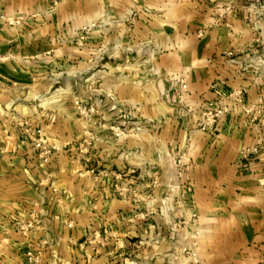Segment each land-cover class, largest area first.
I'll return each mask as SVG.
<instances>
[{"label":"crops","instance_id":"0c3cea01","mask_svg":"<svg viewBox=\"0 0 264 264\" xmlns=\"http://www.w3.org/2000/svg\"><path fill=\"white\" fill-rule=\"evenodd\" d=\"M53 1H0L9 15H47L37 37L12 38L7 34L10 29L0 26L5 34L0 36L4 68L0 83L5 85L0 89V264H28L27 252L40 249L38 264H125L133 242L155 233L147 225L126 224L130 206L113 195L109 182H96L86 171L96 167L121 172L128 165L140 172L153 158L151 141L133 138L127 144L131 154L124 153L125 144L116 147L108 142L90 156L65 153L43 163L12 118V114L31 118L56 143L73 139V120L62 118V125L54 112L63 107L50 100L53 97H44L61 93H50L55 80L46 81L44 76L43 64L60 59L47 55L48 48L55 45L57 32L71 37L84 22L104 15L121 18L134 11L139 14L134 24L116 25L112 35L124 50L133 52L123 50L124 56L111 66L114 73H106L101 87L154 116L166 113V99H174L172 94L164 99L168 85L157 75L185 79L189 103L200 109L218 101L215 85L220 81L231 89H244V105L230 103L231 112L214 129L193 135L189 153L194 163L183 178L194 188L204 264H264V108L258 116L244 113L246 106L264 98L262 69L256 77L251 67L256 55L264 58V42L256 43L242 21L235 20L231 28L216 22L206 0H55L52 8ZM66 44L70 43L61 45ZM145 46L147 53L142 51ZM63 57L69 63V84L78 73L88 76L86 58L71 50ZM148 64L156 70L148 72ZM125 72L133 82L119 81L117 73ZM113 79L115 86L110 85ZM12 80L20 88L8 86ZM75 91L77 86L67 92ZM185 139L180 135L182 142ZM247 149L255 152L245 162L241 154ZM38 201L47 211L42 229L23 236L15 226ZM159 220L154 215L150 223ZM93 238L96 241L90 243Z\"/></svg>","mask_w":264,"mask_h":264},{"label":"rangeland","instance_id":"374dc122","mask_svg":"<svg viewBox=\"0 0 264 264\" xmlns=\"http://www.w3.org/2000/svg\"><path fill=\"white\" fill-rule=\"evenodd\" d=\"M56 4L54 0L51 7L54 8ZM205 5L213 10L211 17L216 22L231 28L235 20L242 21L249 27L256 43L264 42V0H206ZM137 12L121 18H111L109 15L94 18L74 30L71 37L67 32L59 34L57 32L54 38L55 47H49L47 55H58L60 59L56 62H45L43 67L46 71L44 75L46 81L55 80L50 93L56 90H61V93L44 97H53L50 100L64 108L59 113L54 112L55 117L59 115L61 122L63 119L67 122L68 117L73 120V126L70 127L74 138L70 141L52 142L59 147L56 155L74 152L79 156H90L91 153L99 152L101 146L108 142L116 147L125 144L124 153L131 154L133 150L127 147V144L133 138L151 141L154 144L153 158L151 162L147 161L142 166L143 170L140 172L128 165L121 172L96 167L86 170L96 182H109L113 195L130 206L126 224L130 226L143 224L155 230V233H148L133 242L132 254L124 258V263L204 264L200 252L202 225L194 199V188L190 181L183 178L194 163L189 153L191 140L196 132L214 129L219 120L231 112L230 103L244 105L245 91L243 88L231 89L225 82L220 81L215 85V88L219 87L218 101L209 102L200 109L189 103L190 90L185 79L170 76L165 79L157 75L156 79L162 77L168 85L167 92L163 93L164 99L168 94H172L174 99L172 101L166 99L167 112L155 116L142 111L140 106L133 102L122 100L112 89L104 91L101 87L102 78L106 73H114L111 70L114 60L124 56L123 45L113 41V29L122 23L133 25L139 17ZM45 17L47 15H9L5 13L4 8H0V26L13 29L7 30L8 36L12 38L22 36L27 38L26 35L37 37L39 34L37 28L46 22ZM0 36L5 38L3 32H0ZM62 40L70 44L61 45ZM69 50L79 57L86 58L89 64L88 76L84 72L78 73V77L70 84L69 70L66 68L69 63L64 62L66 58L63 57ZM149 50L147 46L142 48L146 53ZM125 51L133 52L130 48ZM255 57L251 64L254 74L256 77L260 76L259 70L262 69L261 75L264 76V58H260L259 55ZM105 62L109 63V68L101 67ZM116 65L121 64L118 62ZM146 66L148 72L156 70L152 65ZM3 70L4 68L0 66V71ZM117 74L121 76L120 82H133L132 77L126 72ZM115 80L113 79L110 85L115 86ZM13 82L15 80L9 82L8 86L20 88ZM2 83L1 90L5 87ZM181 83L187 85V94L181 91ZM73 86H77V91L69 94L68 88ZM80 89L83 93H80ZM63 91L65 93H62ZM240 91L242 95L239 94ZM41 97L37 96L43 101ZM260 99L264 103V98ZM247 108L249 106H246L245 110ZM214 110L221 112L216 119L210 114ZM245 110L247 116H258L263 113L257 114L253 111L247 114ZM203 115L206 122L216 120L215 124L207 128L201 126ZM12 118L20 128L19 122L23 119H30L34 123L31 118L17 114H12ZM168 118H172V122L167 120ZM66 125L68 126V123ZM182 134L185 135V142L180 140ZM49 140L51 141L50 138ZM154 215L161 219L157 224L150 223V218ZM95 241L94 238L89 240L90 243Z\"/></svg>","mask_w":264,"mask_h":264},{"label":"built area","instance_id":"2783aa9c","mask_svg":"<svg viewBox=\"0 0 264 264\" xmlns=\"http://www.w3.org/2000/svg\"><path fill=\"white\" fill-rule=\"evenodd\" d=\"M180 86L181 91L187 94V85L185 83H181ZM239 94L242 95V92L240 91ZM263 108L264 103L262 102V99H260L255 105L247 108L245 111L247 112V114L253 113V111H256L257 114H259L262 113ZM210 114L212 115V117H214V119H216L219 117L221 112L214 110L211 111ZM215 122L216 120L206 122L203 115V118L200 121V125L204 128H207L215 124ZM19 125L21 126L24 137L30 142L32 149L36 152L37 156L42 160L43 163L49 162L52 156L57 154V152L59 151V147L52 141H50L45 131L43 129L37 128L30 119L21 120V122H19ZM254 152V149L245 150L241 154V159L245 162L248 161V159L254 154ZM46 212L47 211L44 209L42 201L34 202L33 206L27 214V218L19 221L16 224L15 229L23 236H27L34 231L42 229V221L44 216L46 215ZM41 255V249L38 251L27 252V263L38 264L41 260Z\"/></svg>","mask_w":264,"mask_h":264}]
</instances>
